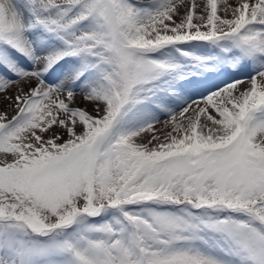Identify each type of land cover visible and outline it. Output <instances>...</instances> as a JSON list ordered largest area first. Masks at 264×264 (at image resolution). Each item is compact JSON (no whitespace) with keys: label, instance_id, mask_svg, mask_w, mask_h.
I'll use <instances>...</instances> for the list:
<instances>
[{"label":"snow or ice","instance_id":"1","mask_svg":"<svg viewBox=\"0 0 264 264\" xmlns=\"http://www.w3.org/2000/svg\"><path fill=\"white\" fill-rule=\"evenodd\" d=\"M0 98V264H264V0H0Z\"/></svg>","mask_w":264,"mask_h":264},{"label":"bare ground","instance_id":"2","mask_svg":"<svg viewBox=\"0 0 264 264\" xmlns=\"http://www.w3.org/2000/svg\"><path fill=\"white\" fill-rule=\"evenodd\" d=\"M201 0H197V3H200ZM206 2V0H204ZM227 4H232L234 6L235 0H218V9H223ZM221 15H223V11H221ZM4 104L2 101V98H0V110H3ZM158 128L161 127V125H157Z\"/></svg>","mask_w":264,"mask_h":264}]
</instances>
